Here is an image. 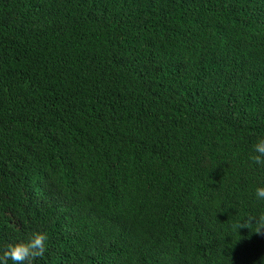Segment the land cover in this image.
<instances>
[{
	"label": "trees",
	"instance_id": "obj_1",
	"mask_svg": "<svg viewBox=\"0 0 264 264\" xmlns=\"http://www.w3.org/2000/svg\"><path fill=\"white\" fill-rule=\"evenodd\" d=\"M260 15L264 0H0V251L43 232L34 264H264L247 223L264 212ZM88 152L113 199L75 188Z\"/></svg>",
	"mask_w": 264,
	"mask_h": 264
},
{
	"label": "clouds",
	"instance_id": "obj_2",
	"mask_svg": "<svg viewBox=\"0 0 264 264\" xmlns=\"http://www.w3.org/2000/svg\"><path fill=\"white\" fill-rule=\"evenodd\" d=\"M262 19L263 15H260ZM183 43H185L183 41ZM185 45V44H184ZM143 125V124H142ZM142 125L138 127H142ZM251 160L255 164L264 162V136H258L252 145ZM90 153H86V159L82 161V167L77 174V180L74 182L75 188L81 193H95V185H99L106 191V197L112 198V194L117 189L115 182L107 175L99 177L95 165H88ZM253 198L264 204V182H257L252 188ZM203 198V197H202ZM113 199V198H112ZM201 207L205 205V199H202ZM247 223L254 227V232L261 233L264 230V212L258 213L254 217H249ZM124 238L128 234H121ZM259 246L264 249V239H256ZM47 235L43 232H33L27 240H21L14 243H7L0 251V264H34L37 258L43 257L46 251Z\"/></svg>",
	"mask_w": 264,
	"mask_h": 264
}]
</instances>
